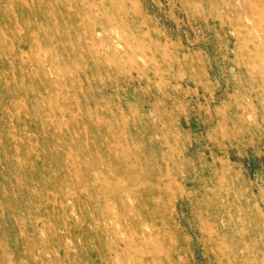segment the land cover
<instances>
[{"label":"rangeland","instance_id":"obj_1","mask_svg":"<svg viewBox=\"0 0 264 264\" xmlns=\"http://www.w3.org/2000/svg\"><path fill=\"white\" fill-rule=\"evenodd\" d=\"M0 264H264V0H0Z\"/></svg>","mask_w":264,"mask_h":264}]
</instances>
